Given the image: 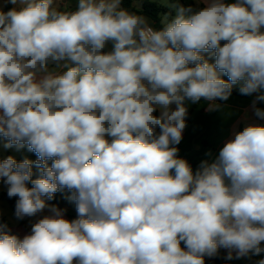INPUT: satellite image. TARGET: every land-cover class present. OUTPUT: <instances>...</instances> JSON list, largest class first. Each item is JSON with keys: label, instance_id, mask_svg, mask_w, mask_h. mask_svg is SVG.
I'll return each instance as SVG.
<instances>
[{"label": "clouds", "instance_id": "clouds-1", "mask_svg": "<svg viewBox=\"0 0 264 264\" xmlns=\"http://www.w3.org/2000/svg\"><path fill=\"white\" fill-rule=\"evenodd\" d=\"M6 2L20 6L0 8V137L38 158L0 160V182L17 198V219L49 214L22 239L0 225V264L264 253V125L245 126L195 171L176 147L186 102L219 110L234 86L256 94L251 107L264 119V0L172 5L161 28L121 0H78L75 10ZM64 189L72 220L48 203Z\"/></svg>", "mask_w": 264, "mask_h": 264}, {"label": "crops", "instance_id": "crops-1", "mask_svg": "<svg viewBox=\"0 0 264 264\" xmlns=\"http://www.w3.org/2000/svg\"><path fill=\"white\" fill-rule=\"evenodd\" d=\"M1 1L4 5V9H2L3 11L6 9L7 5H10L12 7V4L6 2V0ZM194 2L197 8L205 6L203 3H197V0H194ZM226 2L231 3L234 2V0H226ZM77 3L78 0H54V5H58L60 10H75ZM172 5H174V3L170 4L171 8H173ZM132 6L136 10H141L142 0H132ZM173 11L174 13L172 16L175 15L174 8ZM163 16L164 14L160 15L161 21ZM172 16H170L169 19H171ZM145 17L151 22L153 26H155V23L152 19L147 16ZM204 55L206 57L209 56V54L207 53H205ZM211 60L212 62H214V57L211 58ZM222 78L225 79L224 75H222ZM234 88L237 92H239L238 86H234ZM255 95L256 94H252L250 96H240L231 94L227 101L217 100L216 103L220 104L221 108L219 110L213 111L208 110L207 101H199L196 107H194L196 103L193 104L191 102H186L188 112H192L189 119L186 121V128L183 131V138L180 144L176 146L179 149V157L186 159L195 171L202 160H211L215 156H217L219 150L227 141L234 138V134L236 132L242 131L243 128L249 124L264 125V119L255 117L251 107ZM257 106L260 108H264V102H259ZM174 107L175 105H173V108ZM209 152H211V156L207 155V153ZM20 158L21 157L16 159ZM3 192L0 193V198ZM68 195H70V193L66 190L64 194V216L66 219H68V215L77 217L75 204L66 199ZM1 213L5 217L8 228L11 231L16 232L21 239L25 235L30 233L31 225L33 223L42 218L44 215L49 214L48 210L45 209L42 213H40L38 217H35L32 220H30L31 217H25L24 221L23 219L17 220V218L8 219L5 213H3L2 211ZM29 221L31 222L28 224ZM262 245H264V242H262ZM220 249H222L226 253H228L229 251L224 248ZM233 257L234 258L229 264H256V261H258L259 259H264V253H261L258 256L236 259L235 252H233Z\"/></svg>", "mask_w": 264, "mask_h": 264}, {"label": "trees", "instance_id": "trees-1", "mask_svg": "<svg viewBox=\"0 0 264 264\" xmlns=\"http://www.w3.org/2000/svg\"><path fill=\"white\" fill-rule=\"evenodd\" d=\"M171 3H176L179 5H184V6H189L192 5L194 8H197L195 5L194 0H170ZM121 7L125 8L129 11H135L138 12L142 15H145L147 17H149L150 19H152L155 23L156 28H161L163 25L161 24V20H160V15L162 14H166V13H171L170 16L173 15L174 11L173 8L171 7H166L163 5H160L159 3L152 1V0H142V9L141 10H136L133 6H132V0H121ZM12 9V7L10 5H7L6 9L4 10L5 12H7L8 10ZM225 80H227V76L224 75ZM232 94L235 95H240V96H248V95H242L239 92L236 91L235 88H233ZM198 103V102H197ZM197 103L195 104L194 107H196ZM192 111L188 112V116L186 117V121L189 119L190 115H191ZM158 114V113H157ZM1 140L7 142L6 140H4L2 137H0ZM22 150V156L20 159H17V161H21L22 159H24L25 157H27L28 159L31 160H35L38 157L35 155V153L28 151L27 147L21 149ZM51 162L49 161V164ZM38 176V170L35 168L34 166V176L33 178H36ZM29 187H31V184L29 183L28 185ZM66 192V189L61 190L59 192H57L54 195V199L48 201L49 204H54L57 207L64 209V205H65V201H64V194ZM1 198L6 201L9 205V207L12 209V211L15 214V203H16V197L13 198H9L7 195V192H3L1 194ZM77 217L72 216V215H68V219L72 220L75 219ZM0 225H5L6 227L4 228L5 231H8L10 234H14L17 235L18 237H20L16 232L11 231L6 223L5 217L3 216V214L0 211ZM181 246L184 247L183 242H181ZM227 253L224 252L222 249L218 250V254L214 257H208L205 256L204 260H205V264H229L232 259H226Z\"/></svg>", "mask_w": 264, "mask_h": 264}, {"label": "rangeland", "instance_id": "rangeland-1", "mask_svg": "<svg viewBox=\"0 0 264 264\" xmlns=\"http://www.w3.org/2000/svg\"><path fill=\"white\" fill-rule=\"evenodd\" d=\"M152 1H155V2L159 3L160 5L167 6V7L168 6L170 7V4H171V1L170 0H152ZM174 5H176V3H174ZM19 6H20L19 3L17 5H13L12 4V7H19ZM0 8L4 9V5H3V3H2L1 0H0ZM5 143H6L5 141H3V140L0 139V160L1 159H5L8 156H13L15 158H19V157L22 156V150L17 151L15 147H13V148H5L4 147V144ZM3 191L7 192V186H5L1 182L0 183V193L3 192ZM0 210L7 215L8 219L16 218L14 212L9 207L8 203L6 201H4L2 198H0ZM39 215L40 214H38L35 217H38ZM35 217H31L30 220H32ZM17 220H20V219H17ZM30 222L31 221H29L28 224Z\"/></svg>", "mask_w": 264, "mask_h": 264}]
</instances>
